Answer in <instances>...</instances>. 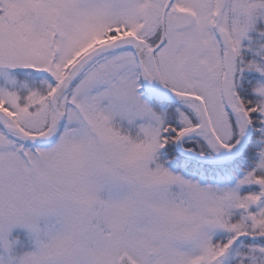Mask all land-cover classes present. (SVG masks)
<instances>
[{
    "label": "snow or ice",
    "instance_id": "1",
    "mask_svg": "<svg viewBox=\"0 0 264 264\" xmlns=\"http://www.w3.org/2000/svg\"><path fill=\"white\" fill-rule=\"evenodd\" d=\"M0 264H264V0H0Z\"/></svg>",
    "mask_w": 264,
    "mask_h": 264
}]
</instances>
